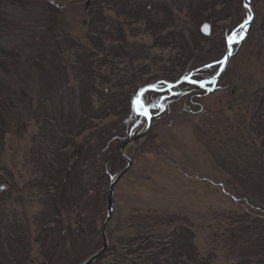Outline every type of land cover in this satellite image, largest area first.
Instances as JSON below:
<instances>
[{"label":"rangeland","instance_id":"374dc122","mask_svg":"<svg viewBox=\"0 0 264 264\" xmlns=\"http://www.w3.org/2000/svg\"><path fill=\"white\" fill-rule=\"evenodd\" d=\"M243 3L0 0V264H78L103 246L120 146L146 127L137 91L216 75ZM251 5L216 85L143 94L152 126L126 148L93 264H264V0Z\"/></svg>","mask_w":264,"mask_h":264},{"label":"water","instance_id":"95a60500","mask_svg":"<svg viewBox=\"0 0 264 264\" xmlns=\"http://www.w3.org/2000/svg\"><path fill=\"white\" fill-rule=\"evenodd\" d=\"M244 8L246 11H248V13H250L246 19V21L241 25L239 32L236 34V36L234 37V42L231 43V45H229L228 42V49H227V53L226 55L230 52V55H227V59L225 60V57L222 61V66L218 72V74L216 76H214L213 78H211L209 81L212 82L213 84H216L217 81L220 79L221 75L223 74L226 66L228 65L230 58L232 56V48L235 44H237L238 42H240L246 35L251 23L254 20L255 17V13L254 10L252 8L251 5V0H244ZM205 26H207V31H205ZM201 32L202 34H204L205 36H210L212 33V27L208 22H204L201 26ZM190 80L188 78L182 77L179 80L175 81V82H168V89H171L172 87H175L179 84H181L182 82H189ZM195 84L204 87V83L203 81L200 82H196ZM155 85H147L142 87L136 95L135 101L136 103H139L140 105H142L143 107V101H142V94L148 90V89H154ZM145 109L148 111L147 115H145L147 117V125L146 127L137 135L133 136L129 141L122 143L120 146V154L123 158H125L127 160V166L122 169L120 172H118L112 179V182L110 184V190L108 193V200H107V217L103 223V229H102V237H103V246L96 251L95 253L91 254L90 256H88L86 259L82 260L81 262H79L78 264H93L94 262H96L97 260H99L101 257H103V255L107 252L108 247H109V239L107 236V226L109 224V222L111 221V218L113 216L114 213V196H115V188L117 185V182L119 181V179L129 170V168L131 167V165L133 164V159L131 157H128L125 153L126 148L129 146V144H131L132 142L136 141V140H140L142 139L146 133L149 131L151 124H152V115L149 112V108L145 107Z\"/></svg>","mask_w":264,"mask_h":264},{"label":"trees","instance_id":"16d2710c","mask_svg":"<svg viewBox=\"0 0 264 264\" xmlns=\"http://www.w3.org/2000/svg\"><path fill=\"white\" fill-rule=\"evenodd\" d=\"M168 76H164L162 79L160 78V79H156V80H154V81H151V82H146V83H144V84H152V83H156V82H158V81H168V80H170L169 78H167ZM187 86V88L186 89H191V90H193V89H197L198 87H196V86H194V85H192V84H189V83H184V84H182V85H180V86ZM199 89V88H198ZM138 90V89H137ZM151 94H153V95H155V97L156 98H158V101H159V99H160V97L162 96V94L160 93V92H156V91H152L151 92ZM172 246V245H171ZM166 247V246H165ZM185 248V247H184ZM184 248H182L179 244L178 245H176V246H172V248H171V250L169 251V249L170 248H164V249H162V252L161 253H163V254H165V253H169V252H171L172 251V257H176V258H179L180 256H182V251H180V250H182V249H184ZM157 255H160V252H157V254H153L152 255V257L153 256H155V258H157ZM158 259V258H157ZM176 263V262H175ZM174 263V264H175ZM167 264H172L171 262H168Z\"/></svg>","mask_w":264,"mask_h":264},{"label":"snow or ice","instance_id":"6c2138e0","mask_svg":"<svg viewBox=\"0 0 264 264\" xmlns=\"http://www.w3.org/2000/svg\"><path fill=\"white\" fill-rule=\"evenodd\" d=\"M205 31H207V26H205ZM233 42H234V38L230 37L229 38V45H231V43H233ZM230 54L231 53L229 52L227 55H230ZM227 55L225 56V60L227 59ZM201 86H203V85H201ZM140 114L141 115H147V111L146 110L145 111H142Z\"/></svg>","mask_w":264,"mask_h":264},{"label":"flooded vegetation","instance_id":"af4514ba","mask_svg":"<svg viewBox=\"0 0 264 264\" xmlns=\"http://www.w3.org/2000/svg\"><path fill=\"white\" fill-rule=\"evenodd\" d=\"M196 79V78H195ZM150 106V105H149ZM151 108V107H150Z\"/></svg>","mask_w":264,"mask_h":264}]
</instances>
